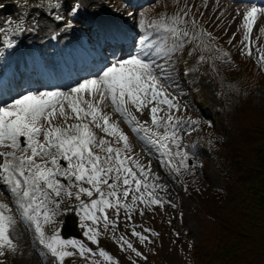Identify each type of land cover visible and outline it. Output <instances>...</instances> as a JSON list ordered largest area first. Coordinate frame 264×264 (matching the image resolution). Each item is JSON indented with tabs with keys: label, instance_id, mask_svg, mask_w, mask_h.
<instances>
[{
	"label": "snow or ice",
	"instance_id": "obj_1",
	"mask_svg": "<svg viewBox=\"0 0 264 264\" xmlns=\"http://www.w3.org/2000/svg\"><path fill=\"white\" fill-rule=\"evenodd\" d=\"M260 14H264V8L252 6L245 11V40H249ZM181 23L186 21L176 15L170 23L161 19L148 27L164 29L183 41L189 33L178 27ZM248 51L250 55L251 49ZM157 54L167 55L168 50L157 49ZM148 56L149 52L141 49L135 55L111 62L97 75L77 82L66 92L27 91L0 105V180L15 197L22 220L34 226L39 243L59 264L66 257H84L93 252L82 241L64 239L59 230L46 234L45 226L56 222L63 198L78 202L82 220L90 222L82 224L87 229L84 234L97 244L100 223L113 229L117 223L109 218L108 209L117 216L123 209L126 219H131L133 210L143 213L140 204L163 203L154 195V190L162 186L156 183L159 178L152 173L151 162L144 163L133 152L129 137L120 121L113 119L114 114H119L141 141L154 146L163 156H180L181 165L187 158L186 152L179 151V127L187 121L173 114L174 109L179 111V105L163 83L171 80L168 66ZM260 59L264 60V54ZM145 110L150 122H141L135 114ZM171 145L176 146L175 152ZM61 161L67 162L66 166ZM165 164L180 171L172 159ZM16 223L12 209L0 201V256L5 255L6 249H16L10 234ZM133 235L146 239L134 228ZM119 239L122 247L132 248L123 236ZM69 246L74 251L67 250ZM99 254L109 264H116L103 249Z\"/></svg>",
	"mask_w": 264,
	"mask_h": 264
},
{
	"label": "rangeland",
	"instance_id": "obj_2",
	"mask_svg": "<svg viewBox=\"0 0 264 264\" xmlns=\"http://www.w3.org/2000/svg\"><path fill=\"white\" fill-rule=\"evenodd\" d=\"M170 1L174 3V6L171 11H166L165 9H169L172 7V5L168 6ZM74 2L75 0H35V3H31V1L29 0L0 1V27H7V31L5 33L6 39H10L11 41L8 43L9 45H7L8 50L6 56H19L17 48L10 45L15 41H12V39L17 38L18 40L16 42H20L22 40L23 42L29 41L28 39H25V34L31 29H35L36 31H38V33L35 34V36L31 35L32 39H30V42H32L33 40L41 42L43 40L41 39V35L43 34V32L42 30H37V28H39L40 25L44 24L45 22L51 24L57 22L58 19L60 20L59 15L64 14L63 11L65 7L68 8V12L66 13L67 17L62 23H66L69 18H79L81 15L75 13L73 8ZM222 2L223 0H196V3H198V5L194 6V8L191 9L190 0H112V3L114 5H118L127 10V13H125L126 21L128 24H133V26H130L129 29L137 34L133 51L125 56H121L122 52H118L116 54L112 52H106L101 44V40L103 37L99 32L94 31L90 17L81 16L83 22H85L82 24L86 32L87 51L90 54H94L95 56L97 55V57H99L104 63V66H102L100 70L117 59L127 58L130 55L137 54L139 51H141V49L149 52L148 59H155L156 62L160 65L166 64L168 66L167 75L171 77V80L163 81V83L165 84L168 93H170L171 96L176 97L175 102L179 105V111H176L174 109L173 114L176 116L177 113H181V118L184 121H187L186 123H182L179 127V135L181 137L179 141V151L186 152L187 158L184 164L181 165V157L175 156L173 163L176 164L175 160L178 161V164L176 165L179 166L180 169L181 167L185 168L188 164L192 165V168L188 171L190 172L189 174H183V172L179 171L181 173L180 176H185L187 180L194 181L197 185V190L192 194L186 193V190L181 182L179 184H175V182H173L172 179L168 177L166 169L163 167L162 159L160 158V155L162 154L157 152L154 146L148 145L144 141H141L138 134L132 130V126L127 124V122L124 121V119L120 117L119 114H114L113 116V119H117L120 121V127L131 139L133 152L136 154L142 153L144 163L150 161L152 173H154L155 176L161 177V179L157 180L156 182L160 183L159 185H161L162 187L156 188L154 190V195H156L163 202H171L175 206L173 214L168 215V217L170 218L169 225L171 226L170 233L165 234L162 238H160L162 236L161 231L155 233L156 238L159 239V243L163 244L164 247L163 258L161 261H159V263L167 260V262H170V264H180L179 259L182 258V256L180 252H178V250L173 249L175 241L171 240L172 237L181 236V239L186 238V240H189L190 243H197L199 241L200 221L195 217L196 210L194 201L189 197L192 196L193 199L198 198L199 195L204 194V189L211 188L213 191H217L222 187L223 174L221 173L220 168L216 164L215 160H213L211 153L208 151L207 147L202 143L200 139L202 136L199 128L200 119L195 117L196 109L194 108V104L190 94L194 93V89H197L202 97L205 98L206 104H209V110H214L218 113H222V115L218 118V128L220 134L226 131L229 128V125L233 124V113L229 112V110H225L224 100L220 99L219 96L218 99L213 100L212 104H210V98L207 96L209 93H211L212 95H214V93L216 94L217 92L219 93L220 85L221 83H223L219 79V75L217 74V72L215 74L209 68L210 60L214 58L216 59V61H218V72L224 78V82H226L225 85H229L233 80L237 78L236 73H234V68H240V64L231 62V60L237 61L238 59L237 53H239V51L236 46V41L239 39V35H233L231 42L226 43L225 39L227 35H225L223 31L226 28L228 29L230 26V29H232L234 24L237 25V23H235L236 21H241L243 25V15L246 10L242 12V17L239 19L237 11L233 9L235 4L232 6L226 5V12L224 15L225 17L223 21L219 22L220 30H218L215 25V20L218 18V16H222V14L220 15ZM236 2L242 3V5L247 8H250L252 6L264 8L263 1L259 2L258 0H236ZM164 5L168 7H164ZM217 5L219 8L216 13H211L212 8ZM154 7L159 8V14L161 15L156 18L155 15H153L151 18H146L144 13H147L149 10L154 9ZM178 9L180 10V14L184 10L185 12H188V15L183 18L186 23H181L179 25V28L183 31H187L189 35L187 37H183V41L179 40L176 37H172V35L171 37L170 35L169 37H164V35L161 33L158 35H154V33H152V28H149L148 25L152 24L153 22H158L159 20H161V17L163 15L170 16V18L179 15V11H176ZM202 11H204L210 19V23L207 25V27L209 28V30L214 31L215 39L214 41H209L208 44H210V47L208 48L206 55H204V60L200 61L199 63L198 72L195 71V73H193V70H191L190 74L185 75L183 73L184 68L189 66L191 60L196 59V55L189 53L191 51V48L194 45L195 52L198 53V45L200 44L199 42L202 37H206L204 31L198 30V26L201 23L199 18ZM157 13L158 12H156V14ZM230 19L236 20L231 23L233 25L229 24ZM258 20H261V15L258 16ZM262 23L264 24V16ZM258 24L259 22L256 23V25ZM22 27H27V30L24 32H20L19 28ZM242 30H244L243 26L240 30L241 34H243ZM244 33H246V29L244 30ZM250 34L256 35V37L261 39V46L264 52V29L261 28V26H258L255 32H251ZM33 37H35V39H33ZM145 37L147 39H145ZM193 37L195 38L193 39ZM219 38L221 39V42H215ZM255 43L257 44V46L254 45ZM181 44L182 46H180ZM252 45L253 53L251 54L253 55V58L260 60L261 65L264 64V60L260 59L261 54L259 52L258 40H256L254 43L252 42ZM223 47H228L231 50L232 55H224L226 58H220L219 53L222 52ZM157 49H167L168 54L158 55ZM44 55L45 57L38 52H32L28 54L27 58H25V62H22L17 68H21L19 70L22 76H25L27 73H29V70L32 68L33 70H35V73L33 72L34 77L29 78L26 76L27 78L25 79V82H22V85L20 86L18 85L19 90L16 93L6 91V93L10 94L11 97L2 98L0 100V105L10 103L12 99L17 98L19 95L27 91L39 92L59 89L66 92L71 87H74L77 82L82 81L83 79L91 78L100 72L99 70L98 72H94L87 77L79 78L78 74L74 72V68H72V64H75L74 61L78 62V55L71 54L63 58H58L56 60L53 59L52 52V58L49 56L50 51H46ZM79 55H82L81 59L83 60L87 59L88 61H91L92 59V56H88L86 58V55L83 53H80ZM58 61L63 62V70L65 69L64 73L60 76V79L64 81L62 83H65V81L67 82L63 86L47 85L44 81H47V79L52 80L54 78L45 76V73L51 70L50 65L52 64V62L54 63ZM37 62H42V64L40 65ZM229 71L232 72L230 75L229 73H226ZM257 82L259 84L256 85V87L264 85V76L260 78V82L259 79H257ZM252 85L253 83H250V86ZM48 87L51 88L48 89ZM253 94H251L250 92H246V96L248 97H251ZM252 99L258 106L259 111H264V89L260 88L256 96ZM104 110L107 111L108 109L105 108ZM135 114L141 122L145 120H148L150 122V117L147 110H145L143 113L137 112ZM192 121H195L196 123L193 124L191 123ZM205 130L207 131V128ZM211 137L215 142V145L221 143L223 145H226V143L220 141V138L222 137H220L219 135L213 134ZM173 146L175 147V152L177 149L175 145ZM66 163L67 162L64 161L63 165L66 166ZM172 170L174 169L172 168ZM180 176L176 175V178L179 181ZM64 179L66 180V178ZM73 191H75V189H73ZM0 201H3L9 205V207L12 209V215H14L17 220L16 225L10 233L14 240V243L16 244V249L15 251L7 249L5 250V255L2 256L3 260L5 259L4 264H59V261L51 255L48 249L44 245L39 243V235L35 232L34 226H30L22 220L18 206L15 203V197L10 193L9 190L4 187L2 180H0ZM68 203L69 202H65L63 203V205H60V208L57 211L60 210V212H62L63 214L59 213V216L63 215L64 217L66 214H73L74 212L80 218L81 229L83 233H85L87 229L82 227V224L90 222L82 220V214L80 213L79 207H76V209L73 211V208L70 207L72 205V202L69 204ZM123 212L125 213L124 210ZM146 216H148L149 218L148 214H146ZM57 217L55 223L45 226V229L50 232V235L54 231L60 230L63 223V217L58 219ZM152 224L153 219H150L149 222L143 223L134 228L136 232H139L142 235H149V237L144 236L146 237V239L137 238L136 235H133V229H131L132 231L129 234L128 229L131 228L129 226L126 227L125 231H122L121 236H123L125 240H127V237L124 234L127 233V235H129V240L127 241L132 244V248H128L127 245H124L122 247V241H120V239L113 246L110 239H104L103 237L99 238V243L96 245V248L98 250L108 248L109 251L113 254V260L116 262V264L138 263L137 260H139V257L136 256L137 253H139L140 257H144L145 259H147V262H150L152 258H155L158 255L156 245L152 250H148L147 248H145L144 250L148 252V255L147 253H143V256L141 248L136 241L143 240V242H145L147 245L151 242L152 238L150 237V229ZM103 227L104 224L103 222H101L99 228L101 229ZM115 248L118 249L117 252L119 253L115 254ZM183 248L184 246L182 247V249ZM121 250L129 252H123ZM85 257L86 258L84 260V263L92 264L90 262L94 258V252L87 254ZM7 260L9 263L7 262ZM107 264H109L108 261Z\"/></svg>",
	"mask_w": 264,
	"mask_h": 264
},
{
	"label": "trees",
	"instance_id": "obj_3",
	"mask_svg": "<svg viewBox=\"0 0 264 264\" xmlns=\"http://www.w3.org/2000/svg\"><path fill=\"white\" fill-rule=\"evenodd\" d=\"M251 132L257 146L237 164L236 187L226 176L229 189L217 197L214 225L194 245L193 264H264V124Z\"/></svg>",
	"mask_w": 264,
	"mask_h": 264
},
{
	"label": "water",
	"instance_id": "obj_4",
	"mask_svg": "<svg viewBox=\"0 0 264 264\" xmlns=\"http://www.w3.org/2000/svg\"><path fill=\"white\" fill-rule=\"evenodd\" d=\"M69 224H67V225H65V227H64V229H63V234L65 235V236H69L70 234H72L73 233V231H72V226H70Z\"/></svg>",
	"mask_w": 264,
	"mask_h": 264
},
{
	"label": "bare ground",
	"instance_id": "obj_5",
	"mask_svg": "<svg viewBox=\"0 0 264 264\" xmlns=\"http://www.w3.org/2000/svg\"><path fill=\"white\" fill-rule=\"evenodd\" d=\"M35 36V35H34ZM37 37V36H36ZM40 37V36H39ZM34 39V38H33ZM30 41V40H29ZM133 50V49H132ZM131 51V50H130ZM51 53V52H50ZM126 54V53H125ZM90 57V56H89ZM52 58V57H51ZM142 154V153H141ZM141 154H140V156H141Z\"/></svg>",
	"mask_w": 264,
	"mask_h": 264
}]
</instances>
